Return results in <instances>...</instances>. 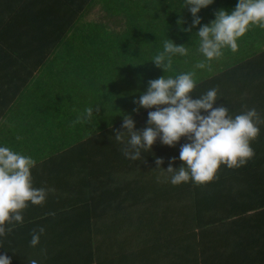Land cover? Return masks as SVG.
Segmentation results:
<instances>
[{
	"label": "trees",
	"instance_id": "trees-1",
	"mask_svg": "<svg viewBox=\"0 0 264 264\" xmlns=\"http://www.w3.org/2000/svg\"><path fill=\"white\" fill-rule=\"evenodd\" d=\"M237 3L213 0L197 14L201 24L186 32L182 29L193 18L183 8L184 0H94L102 15L70 17L77 24L71 30L76 46L45 48L46 55L61 58L58 85L52 98L45 97L60 111L46 110L39 118L49 126L47 159L37 160V166L58 161L55 167L69 171L63 179L80 217L75 260L60 264H264V251L258 250L264 244V224L254 223L264 219V123L251 142L255 154L244 166L222 164L216 178L199 186L191 180L174 186L166 179L171 174L162 175L173 158L171 167L181 166L180 148L187 138L173 147L157 138L149 152L131 161L114 136L124 131L125 115L134 121V131L147 127L148 112L155 108H139L133 101L147 91L150 80L190 71L196 81L192 99L217 88L214 108L224 105L235 117L254 107L264 119V29L250 27L237 41L238 51L225 48L210 69L194 67L203 59L195 34L215 19L217 10L230 13ZM179 20L184 23L178 25ZM64 31L58 35L64 37ZM166 39L185 45L188 55L174 56L164 73L151 60L163 51ZM88 107H94L91 121L73 126ZM156 159L163 160L160 169ZM226 178L235 201L222 207L204 203L205 186ZM229 231L233 250L214 253L208 241Z\"/></svg>",
	"mask_w": 264,
	"mask_h": 264
},
{
	"label": "clouds",
	"instance_id": "clouds-1",
	"mask_svg": "<svg viewBox=\"0 0 264 264\" xmlns=\"http://www.w3.org/2000/svg\"><path fill=\"white\" fill-rule=\"evenodd\" d=\"M213 0H184L183 8H187L192 16V24L186 32L201 24L197 16L201 9L209 7ZM215 19L200 27L195 34L199 38V53L203 59L195 64L196 69L211 68V62L223 55L225 48L232 52L238 51L237 41L245 35L250 27L258 26L264 29V0H238L230 13L219 9L214 13ZM178 25L184 23L179 20ZM187 56L185 45H175L166 39L163 51L155 55L151 62L167 72L171 69L174 56ZM195 72L181 73L173 77L161 76L148 82L147 91L134 100L139 108L152 109L148 112L147 127L142 131H134V121L130 116H124L122 128L124 131L114 134L115 140L124 145L121 149L126 159L137 161L142 152H149L159 138L162 145L173 147L181 137L189 141L180 148L181 166L174 170L170 166L161 170L162 175L171 174L166 179L172 185H180L190 180L194 185H204L216 178L219 167L223 164L228 169L244 166L254 156L251 142L259 135L258 125L264 123L260 114L253 107L246 109L235 117L229 114V109L216 104L218 89L212 88L197 99L191 95L196 87ZM139 108L134 109L138 112ZM99 112V108L95 109ZM94 107H88L73 121L88 123L93 117ZM206 113L202 115L201 113ZM125 134L129 137L126 141ZM21 139L19 136L17 140ZM35 160L29 156L12 151L8 147H0V237L12 231L7 224H22V211L29 202L41 206L46 201L49 192L55 189L34 188L31 169ZM157 168L163 163L156 159ZM159 179V178H158ZM45 229L40 227L31 233L30 246L35 248ZM46 255V249L41 250ZM0 264H11L7 256H0ZM29 264H38L32 259Z\"/></svg>",
	"mask_w": 264,
	"mask_h": 264
},
{
	"label": "crops",
	"instance_id": "crops-1",
	"mask_svg": "<svg viewBox=\"0 0 264 264\" xmlns=\"http://www.w3.org/2000/svg\"><path fill=\"white\" fill-rule=\"evenodd\" d=\"M75 14L92 20L103 11L100 5L94 6V0H0V147L35 160L31 169L34 188L55 189L49 192L43 205L29 202L22 211V224L6 223V229L12 231L0 237V256H7L11 264H29L32 259L38 264L71 263L76 257L80 217L63 179L70 173L55 167L58 161L37 166V160L47 159L43 155L45 127L49 126L39 118L46 110L60 111L59 104L45 97L52 98L58 85L61 72L57 64L61 58L57 54L46 55L45 48L76 46L71 30L77 24L70 20ZM61 28L65 29L64 37L58 35ZM18 136L21 139L17 140ZM229 180H214L211 187L205 186L203 202L220 207L234 202ZM254 223L262 225L264 219H256ZM40 227L45 232L33 248L31 233ZM226 233L208 241L214 253L225 248L233 250L235 239L231 231ZM42 249H46V255L41 254ZM258 250L264 251V244Z\"/></svg>",
	"mask_w": 264,
	"mask_h": 264
},
{
	"label": "rangeland",
	"instance_id": "rangeland-1",
	"mask_svg": "<svg viewBox=\"0 0 264 264\" xmlns=\"http://www.w3.org/2000/svg\"><path fill=\"white\" fill-rule=\"evenodd\" d=\"M115 14H117V13H115Z\"/></svg>",
	"mask_w": 264,
	"mask_h": 264
}]
</instances>
